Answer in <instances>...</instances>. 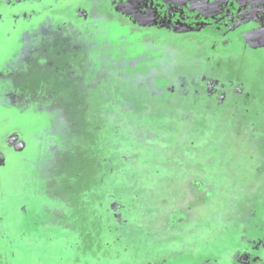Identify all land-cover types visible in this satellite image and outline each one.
<instances>
[{
	"label": "rangeland",
	"instance_id": "1",
	"mask_svg": "<svg viewBox=\"0 0 264 264\" xmlns=\"http://www.w3.org/2000/svg\"><path fill=\"white\" fill-rule=\"evenodd\" d=\"M137 1L0 0V264H264V26Z\"/></svg>",
	"mask_w": 264,
	"mask_h": 264
},
{
	"label": "flooded vegetation",
	"instance_id": "2",
	"mask_svg": "<svg viewBox=\"0 0 264 264\" xmlns=\"http://www.w3.org/2000/svg\"><path fill=\"white\" fill-rule=\"evenodd\" d=\"M153 2V3H152ZM160 3L159 5L161 6V13L160 10L157 8V13L155 10L152 8L148 10L149 14L151 17H159L166 25H170L168 21L172 18H191L192 20L196 21L197 19L198 22H200V19L203 18V16L200 14V12L207 13L206 8H209V15L211 16L212 20L214 21V24L219 27L222 25V28L224 29L226 24H222L223 22H229L230 19H238L237 15L238 13H242L243 17L246 16V19H242V25L243 27L237 28L233 32V36H226L225 38L228 37L229 40L234 39L235 36H239L234 41L236 42V45H239V41L242 42L240 36L242 35L243 31H249L246 29H252V28H257L258 25L255 23H252L250 21L255 20V22L260 21V24H262V28L264 26L263 18H264V0H146L145 4H155V3ZM142 3L141 0L137 1V5ZM184 5L185 7H188V9H198L196 12V17H191L187 12H182L181 9H178V6ZM242 5V6H241ZM247 5V8L245 9V6ZM190 7V8H189ZM261 9V14L263 18H260L258 15L255 14L254 9ZM226 10H229L228 13ZM196 11V10H195ZM146 12V11H145ZM194 12V11H193ZM225 12V13H224ZM231 16V17H229ZM145 19V18H144ZM216 20H223L222 23L219 24V22H216ZM250 20V21H249ZM247 22V23H245ZM196 25V24H195ZM232 27L230 24L228 25ZM167 27V26H166ZM247 27V28H246ZM229 28V27H226ZM225 28V29H226ZM245 28V30H244ZM198 30L190 32L193 35L194 32H197ZM227 31V30H226ZM235 34V35H234ZM252 38L255 39L254 43L256 45L248 46L253 50H263L264 49V28L262 30H256L252 34ZM219 38L217 39L218 42H221V36H218ZM222 40V39H221ZM235 45V46H236ZM236 46V47H237ZM240 47V45L238 46ZM241 50V48H240Z\"/></svg>",
	"mask_w": 264,
	"mask_h": 264
},
{
	"label": "water",
	"instance_id": "3",
	"mask_svg": "<svg viewBox=\"0 0 264 264\" xmlns=\"http://www.w3.org/2000/svg\"><path fill=\"white\" fill-rule=\"evenodd\" d=\"M264 44V43H263ZM11 142L12 143H15L16 142V138H12L11 139ZM23 147V144H19L18 146H17V148H22Z\"/></svg>",
	"mask_w": 264,
	"mask_h": 264
},
{
	"label": "bare ground",
	"instance_id": "4",
	"mask_svg": "<svg viewBox=\"0 0 264 264\" xmlns=\"http://www.w3.org/2000/svg\"><path fill=\"white\" fill-rule=\"evenodd\" d=\"M25 217V216H24ZM170 263V262H169Z\"/></svg>",
	"mask_w": 264,
	"mask_h": 264
}]
</instances>
